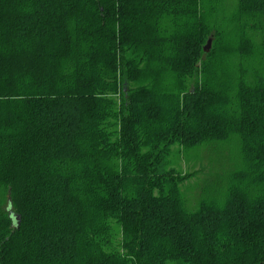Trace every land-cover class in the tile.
I'll return each mask as SVG.
<instances>
[{
  "label": "trees",
  "instance_id": "16d2710c",
  "mask_svg": "<svg viewBox=\"0 0 264 264\" xmlns=\"http://www.w3.org/2000/svg\"><path fill=\"white\" fill-rule=\"evenodd\" d=\"M224 8L0 0V264H264V0ZM233 143L190 208L174 148Z\"/></svg>",
  "mask_w": 264,
  "mask_h": 264
},
{
  "label": "rangeland",
  "instance_id": "374dc122",
  "mask_svg": "<svg viewBox=\"0 0 264 264\" xmlns=\"http://www.w3.org/2000/svg\"><path fill=\"white\" fill-rule=\"evenodd\" d=\"M236 0H224L225 14H229L230 10L233 9ZM219 149H223L225 156L218 160V152H215L212 146H207L200 150L197 155L196 152L191 151L181 153L179 148H174V154L172 157L173 166L181 173H188L193 171H200V173L192 180L186 182L182 186V192L187 198V202L190 208H196L198 201L201 197L207 183H212L215 179L216 173L224 174L232 170L239 159V153L235 144H226L225 146H217ZM240 164V163H238ZM217 179V177H216ZM215 179V180H216ZM220 179V178H219ZM223 179V178H222ZM221 184V180L219 181ZM224 184V183H223Z\"/></svg>",
  "mask_w": 264,
  "mask_h": 264
},
{
  "label": "water",
  "instance_id": "95a60500",
  "mask_svg": "<svg viewBox=\"0 0 264 264\" xmlns=\"http://www.w3.org/2000/svg\"><path fill=\"white\" fill-rule=\"evenodd\" d=\"M211 48V40H209V42L207 43V46L205 47V51L209 52Z\"/></svg>",
  "mask_w": 264,
  "mask_h": 264
}]
</instances>
